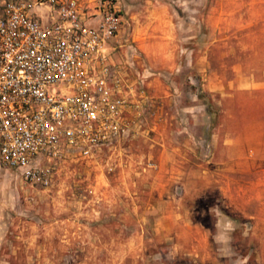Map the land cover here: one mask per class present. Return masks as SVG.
Returning <instances> with one entry per match:
<instances>
[{
	"label": "rangeland",
	"instance_id": "rangeland-1",
	"mask_svg": "<svg viewBox=\"0 0 264 264\" xmlns=\"http://www.w3.org/2000/svg\"><path fill=\"white\" fill-rule=\"evenodd\" d=\"M109 1L152 101L138 129L57 163L45 188L0 164V264H264V87L246 82L264 34L216 32L214 0ZM129 55L120 39L110 59Z\"/></svg>",
	"mask_w": 264,
	"mask_h": 264
},
{
	"label": "built area",
	"instance_id": "built-area-1",
	"mask_svg": "<svg viewBox=\"0 0 264 264\" xmlns=\"http://www.w3.org/2000/svg\"><path fill=\"white\" fill-rule=\"evenodd\" d=\"M120 39L130 60L114 62ZM128 41L109 0H2L0 164L45 188L57 163L93 159L138 129L152 100Z\"/></svg>",
	"mask_w": 264,
	"mask_h": 264
},
{
	"label": "crops",
	"instance_id": "crops-1",
	"mask_svg": "<svg viewBox=\"0 0 264 264\" xmlns=\"http://www.w3.org/2000/svg\"><path fill=\"white\" fill-rule=\"evenodd\" d=\"M35 14L43 18L41 9H37ZM207 17L213 20L215 31L221 34H264V0H214ZM202 61L199 60V63ZM252 64L264 67V58L254 60ZM233 65L237 67L238 63ZM260 77V79L252 80L251 77H247L246 82H251L252 84L263 82V88L264 70L261 71ZM199 79L204 81V75H201ZM240 81L241 76L236 74L234 82L240 83ZM149 84L157 86L154 80L150 81ZM262 126L264 128V120Z\"/></svg>",
	"mask_w": 264,
	"mask_h": 264
},
{
	"label": "clouds",
	"instance_id": "clouds-1",
	"mask_svg": "<svg viewBox=\"0 0 264 264\" xmlns=\"http://www.w3.org/2000/svg\"><path fill=\"white\" fill-rule=\"evenodd\" d=\"M216 243L220 245H227L231 240V233L235 231V224L230 219L225 217L222 221L216 223Z\"/></svg>",
	"mask_w": 264,
	"mask_h": 264
}]
</instances>
